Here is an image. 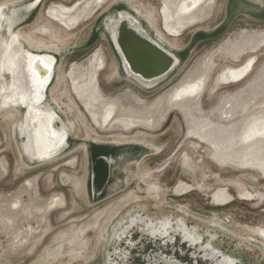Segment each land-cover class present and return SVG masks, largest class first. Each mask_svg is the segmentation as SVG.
I'll return each instance as SVG.
<instances>
[{
	"label": "rangeland",
	"instance_id": "obj_1",
	"mask_svg": "<svg viewBox=\"0 0 264 264\" xmlns=\"http://www.w3.org/2000/svg\"><path fill=\"white\" fill-rule=\"evenodd\" d=\"M31 1L0 0V6L16 2L9 5L7 13L11 14ZM104 1L86 7L88 0H44L40 14L36 12L38 19L35 14L16 32L31 37L39 47L66 52L52 94L73 128L71 150L88 146L95 139L102 143L143 141L159 150L127 165L121 176L119 155L126 147L114 148L117 163L105 186L109 194L93 202L84 181L90 168L83 146L60 161L29 165L22 161V140L17 131L22 113L16 118L0 109V264H108V256L117 251L112 239L115 231L140 215L147 222L186 220L191 228L202 229L206 244L210 242L219 250L231 247L226 254L240 261L244 258L241 248L248 253L262 250L250 237L256 229H264V167L257 160L252 166L236 161L232 154L245 150L243 133L246 136L264 122L260 107L264 104V41H248L264 34L261 0H240L252 7V14L237 13L229 21L232 0H216L206 16L192 26L184 24L187 14L181 19L177 14L173 21L180 20L168 36L163 27L168 13L174 11L171 0ZM51 8L70 20L64 24L52 20ZM117 8L138 12L141 20L163 33L174 49H181L173 52L182 57V64L153 91H145L134 81H120L115 75L118 59L97 26L101 16ZM95 56L103 58L104 66ZM247 61L253 66L244 82L219 85L222 72ZM204 80L206 90L194 103L193 89ZM236 94L240 95L233 101V122L224 126L237 131L222 137L216 134L224 124L219 116L228 110L230 104L225 101ZM188 105H192L190 113L184 110ZM94 111L102 117L96 119L100 126L94 124ZM129 111L151 117L153 131L136 126L120 131L126 127L115 120L128 117ZM193 119L205 124H188ZM72 160L77 161L74 169L67 166ZM63 174L71 181L63 182ZM121 178L126 180L125 188L113 191ZM180 180L194 190L176 197L173 188ZM218 186H229L233 204L219 209L212 206L208 197ZM150 191L159 195L158 202H152ZM238 194L256 202L240 200ZM216 235L218 244L213 243ZM147 239L138 236V242ZM119 252L121 255L124 248ZM120 255H114L118 262Z\"/></svg>",
	"mask_w": 264,
	"mask_h": 264
},
{
	"label": "bare ground",
	"instance_id": "obj_2",
	"mask_svg": "<svg viewBox=\"0 0 264 264\" xmlns=\"http://www.w3.org/2000/svg\"><path fill=\"white\" fill-rule=\"evenodd\" d=\"M215 1L216 0H205L203 3H201V0H171L172 4L174 6V11H173V14L168 13L166 21L164 20V27H163L164 32L168 36V33L172 29V26H177V23L179 22V20L182 17L185 16V14H187V16L184 18V24L192 26V25L198 23L200 20H202L206 16V13L211 8H213ZM96 2L97 3H104L105 1L104 0H88L86 7H90L93 3H96ZM165 2L166 1L164 0V3ZM13 3H16V2H13ZM13 3H8V4H4V5L0 6V35L2 36V40L4 41V46L7 49L12 48V46L14 45V42L17 39L16 38L17 36H15L14 32L20 26H23V24H26L28 22V20L31 18L30 17L28 20L23 22L22 19L25 16V14L28 13L30 16L33 17L36 14V12H39V10L42 6V3H41L40 6H38L37 8H34L36 3L32 4V1H31V3L29 5H24L18 9L15 8L12 10L11 14H8L7 11L10 12L9 5L11 6ZM132 13L135 14L140 20L142 19V17L139 15L138 12H135L132 10ZM37 14L35 15L34 18H36ZM177 14L179 15L180 19L179 20L175 19V21H173V18L175 16H177ZM121 15H125V14H121ZM49 17L52 20H55V21H57L59 23H63V24L67 23V21L70 20L69 18L64 17V15H61L58 12L57 8H51L49 10ZM141 22L144 25V27H145L146 31L148 32V34L150 35V37H152V39H154L156 42L160 43L164 48H168L172 52L174 51V52L179 53L181 51V49H174L172 44L167 40V37L163 33H161L157 28L153 29L146 22H143L142 20H141ZM180 25H183V22L180 23ZM13 26H16V27H15V29H13L11 31V28H13ZM7 31H9V34H7ZM195 33H196V31L193 32L192 35ZM89 34H91V32ZM92 38H93V36H92ZM256 39H259L261 42L264 41V34L251 36L248 41L256 40ZM256 46H253V47H256ZM13 52H14V54L13 53L10 54V52H8V51H6L5 53L8 55H11V58H14V56H12V55H16L18 57L17 62L14 64V66H12V70L14 69L13 70L14 79L18 80L16 82L19 84L21 92L17 93L15 95V98L11 97V101L6 103V105L16 107L20 111V114L22 113V107L23 106L27 107L28 112L25 115L24 126L21 125L17 129L18 136L21 139L22 136L27 135V140H28L27 146H26L27 152L29 150V151H31V154H32L34 149L42 148L43 150L45 149V153H46L48 150L47 148H50L54 144V141L58 140L57 142L60 143V141L58 139V135L60 132H61L60 133L61 139L63 140V138L65 137V130L68 131V134H70L72 132L73 128L70 125V123L68 122V120H66L64 114H61L58 111V109L56 107H54V105L50 104L47 100H46V102L43 103V105L39 104L40 102L33 103L31 101L32 100V93L29 91L32 89L35 90L36 88H33L31 85H29L32 80H27V79L34 78L33 75L30 74L28 71L29 58L32 57L33 55L29 54L26 50H24L22 48H19V49L15 48V50ZM36 55H46L45 59L47 62L43 63V65L46 67L49 64L51 65V62H49V60L51 61V59H52V58L48 57L47 55H50V56L52 55V56L56 57V59H57L56 55L50 54V53H41V54H36ZM95 57L100 62V65L104 66L103 58L101 56H95ZM57 62H58V60H56L55 68H56ZM62 62L60 64V67L62 65ZM118 62H119V60H118ZM11 64L13 65V60L10 63H8L7 68H10ZM117 65L118 66L115 70V75L118 78L120 76H122V77L125 76L121 70L120 64H117ZM252 66H253V62L247 61V62L243 63L240 67L228 69V70L222 72L219 76V85L220 86H228V85H234V84H238V83L242 82L251 73ZM35 67L36 66H34V68ZM60 67L58 69L57 81L60 79L59 78ZM55 68L53 70V74L55 73ZM45 76H46V74L42 75V78H44ZM50 77H51V74L49 76H47L46 77L47 79H45V80L48 81L50 79ZM52 80H53V76H52ZM128 81L134 84L133 80L128 79ZM139 84H141V85L144 84L142 86H144L145 88L144 87H142V88L145 91L149 92V91H153V90L157 89V87L161 86L163 83L160 85H157L156 87H153V88H149L150 83H143V82L141 83L140 82ZM206 84L207 83L204 80L203 84L198 83L197 86L193 89L195 96L191 97L192 102H194V103L196 101L198 102L202 98L204 90H206L205 89ZM75 89L77 91L79 90L77 87H75ZM23 90H26L28 92H24ZM239 95L240 94H236L234 96H231L230 98H228L227 101H225L226 105H228V104H230V105L228 106V110L225 112H222L219 116L221 119H224L223 120L224 124H221V126H220L221 128L222 127L223 128L222 129L217 128V130H216V134H220L222 137L224 135H226V136L234 135L235 132L237 131L236 129L233 130V126L226 127L224 125L233 122V121H231V118H232V115L236 112V108H235L233 101L236 100V98ZM260 107H261V109L264 110V104L261 105ZM184 110L186 112L190 113V111L192 110V105L184 106ZM91 111H93V110H91ZM11 113L17 118V114H15L13 112H11ZM94 115H95V119H94L95 126H100V123L97 122L96 119H100V118L102 119L101 115H99V113H97L95 111H94ZM227 116H229V118H227ZM57 119L58 120L61 119V122H58ZM115 122L125 126L126 131H130V129L132 127L137 126L135 123H138V122H139L138 123L139 125H143V126H145V128H148V129L154 128L153 127L154 122H153V119L151 117H142V115H140V113L135 114L133 111H129L128 117L127 116L118 117L115 120ZM193 122L195 124H199V123L205 124V122L202 120H194V119L192 121H189L188 124H191ZM144 123L146 125H144ZM52 124L54 125V127L56 126L55 128H57V126H59V125H62V126L60 129H56V131H55V129L52 127ZM190 128L191 127H189L188 129H190ZM211 134H212V136L214 134L212 130H211ZM242 137H245V142H246L245 147L246 148L243 151H240V150L233 151L232 154H233L234 158L237 159L236 161H238V160L244 161V164L248 163L252 166L253 163H251V162H254L257 160L264 167V122H263V124H260V125L255 126L254 128H251V130L248 132V134H246V136H245V132H244ZM63 146H64V144H62L61 147L58 148V150L62 149V151H60L61 152L60 155H58L52 159L50 158L51 156H47L45 159L41 160V162H36V161H32L33 159L32 160L28 159L23 154L24 157H22V160L23 161L26 160L27 164H29V165L31 164L34 166L46 164L49 161H53L55 159H58L65 152L71 150V145L68 148H66V147L63 148ZM127 146L128 145L124 146V145L116 144V143L104 144L101 142H93V143H91V145H90V143L88 144V146L86 145L87 153L89 151L91 152L89 154V156L91 154H94L92 156L94 161L91 164L92 165L91 179H89V181H90L91 185L94 187V189H99L102 185H104L106 182L109 181L108 173L110 170H112V167L116 165L117 158H116V156H113L112 159L115 162H112L109 165H107V164L101 165L100 163H102V161L103 162L105 161V158H107V155L110 153L111 150L113 151V148H115V147L116 148H122V147H127ZM106 151H108L109 153H107ZM120 158H119L118 164L121 163ZM224 190L226 191L225 193L227 194L226 195L227 198L234 196L230 193L231 189L229 188V186H221V187L215 189L208 197L210 200V203L212 204L213 207H219L220 205L212 203L211 198L213 196L217 195V193H219L221 191L224 192ZM98 198L100 199L101 197L99 196ZM185 233H186L185 236H183L185 239L191 241L192 243L196 242V238L193 237V232H191V233L185 232ZM153 234L156 235L159 233L157 232V233H153ZM216 239H217V235H216ZM216 239H214L213 243H215ZM259 239L264 240V238L263 239L259 238ZM251 243H253V242H251ZM256 244H258V245L261 244L260 246H262L263 249L262 250L260 249V251L251 249V253L253 251H256L258 253V255H260V256H258V255L255 256L252 259L251 264H261L260 262L264 260V241H262V243L258 241V243L256 242ZM239 251L243 253V256L246 260V254H250V253L246 252L244 250V248H241ZM215 253H218V252H214V253L211 252V256H215ZM222 258H225V257L222 256ZM226 260L223 259V261H226L230 264H233V262H234V260L232 258H231V260L228 258ZM244 261L241 260L240 263L242 262L243 264H249L246 261L244 263ZM165 264H171V263H165Z\"/></svg>",
	"mask_w": 264,
	"mask_h": 264
},
{
	"label": "flooded vegetation",
	"instance_id": "obj_3",
	"mask_svg": "<svg viewBox=\"0 0 264 264\" xmlns=\"http://www.w3.org/2000/svg\"><path fill=\"white\" fill-rule=\"evenodd\" d=\"M40 14V10L38 12ZM38 14L36 16V19H38ZM15 36H17L16 41L14 42V45L12 46V48H5L4 46V41L2 40V36L0 35V109L1 111H5L8 113H15L17 114V117L20 113V111L13 106H8L6 105V103L11 101V97L15 98V95L19 92H21L20 90V86L19 84L16 82L18 80L14 79V72L12 70V66H14V64L17 62L18 57L16 55H12L14 56V58H11V55L6 54L5 52L8 51L14 54V50L15 48L19 49L22 48L24 50H26L29 54L35 55V54H41V53H50V54H54L57 56V65L55 68V73L53 74V80L48 88V94H47V101L54 105V107H56L58 109V111L61 114H64L60 111L59 107L56 104V101L53 99V86L55 85V83L57 82V76H58V69L60 67L61 62L63 61V56H65V50H54L53 48L50 47H39L36 43L35 40H33L31 37H27L26 35H24L21 31L19 32H14ZM28 44V45H27ZM30 45V46H29ZM15 47V48H14ZM52 52V53H51ZM13 60V65H10V68L8 67V63H10ZM250 75V74H249ZM11 78V79H10ZM120 81H124V80H128V78H126L125 76H120L118 78ZM247 79V78H246ZM245 79V80H246ZM27 80H32L30 82L29 85L34 86L35 85V80L34 78L31 79H27ZM245 80H243L242 82H244ZM240 82V83H242ZM238 83V84H240ZM238 84H234V85H238ZM229 86V85H228ZM36 90V89H35ZM34 89L30 90L29 92H35ZM24 92H28L26 90H23ZM51 93V95H50ZM66 120L67 117L64 114ZM136 128H143L145 129V127L142 126H136ZM135 128V129H136ZM120 131H125L126 130L123 129H119ZM134 130V129H133ZM131 130V132L133 131ZM150 131V129H145ZM73 131V130H72ZM102 131H107L108 133H111L112 131L110 130H102ZM101 131V132H102ZM153 131V130H151ZM157 130H155L156 132ZM105 132V133H107ZM95 142H101L100 139H95ZM93 143V142H91ZM90 143V144H91ZM104 144H108L103 142ZM110 143H116V144H121V145H128L126 147L125 150H123V152L119 155V158L121 159V163L119 164L118 170L120 172V175H123V172L126 168L127 165L129 164H136L139 162V160L141 159V157H143L144 155H146L147 153L150 152H156L153 150H159L156 146H152V144H148V143H144L143 141H135V140H124V141H116L114 139V142H110ZM85 144L81 145L80 147L83 146V150H84V160L86 165H88V168H90V174L87 178L84 179L85 181V185H86V189L88 190V197L94 202L95 200H101L103 199L107 193V189H105L106 184L108 183L106 182L104 185H102L99 189H94V187L91 185L92 187V193L89 191V186H90V181L89 179H91V172H92V163H93V158L92 156L94 154H91L89 156V154L91 153L90 151L87 153L86 151V145L84 147ZM78 147V148H80ZM78 148H73L72 150H69L67 152H65L62 156H60L58 159H55L53 161H49L46 164H50L56 161H60L62 159L68 158L71 155H73L75 153L76 150H78ZM116 148V147H115ZM118 149V148H116ZM107 150V149H106ZM107 153H109L108 151H106ZM114 152V148L113 151L111 150L110 153L107 155V158H105V163L102 161V163H100L101 165L107 164L109 165L112 162H115L112 157L115 156ZM116 153V152H115ZM23 161V160H22ZM123 161V162H122ZM24 162V161H23ZM100 162V161H99ZM218 162V161H217ZM220 163V162H218ZM226 163V162H224ZM228 164V163H227ZM31 165V164H30ZM34 166V165H32ZM67 166H69L71 169H74L77 167V161L72 160L70 161ZM112 170L109 171L108 173V177H110V173ZM88 174V172H87ZM62 181H71V178L67 175V174H63L62 175ZM118 183L119 185L115 186L113 191L115 190H121L125 188L126 185V180L121 178L118 179ZM220 186L216 187L215 189L219 188ZM194 188L185 183L184 181H179L178 184H176L173 188V194L176 197H180V196H185L188 193H190L191 191H193ZM152 195V202L156 203L158 202L159 199V195L155 192V191H150ZM226 191L224 190V192H219L217 193V195L213 196L211 198V202L217 205H220L219 207H214V208H223L224 206H228L231 205L235 202L234 196L227 198L226 197ZM101 197L100 199L98 197ZM238 198L240 200H249V201H255L254 199H242V195L238 194ZM230 200V201H229ZM150 205V203H149ZM142 217V216H141ZM134 220H137V218H133ZM140 222L142 223V225L145 226L146 230L148 232L153 233H159L160 237L158 238L157 236L154 238H150L147 237L148 242L145 241H139L138 242V236L137 235H133L132 238L130 239V246H132L130 249L125 246L124 241H122L123 239H121L119 242H121L120 244H118L117 241H115V243H117L116 245V253L115 255L118 256L120 255V249L124 248V252L120 255L121 260L118 262L116 259L118 257H115L114 255H109L108 256V264H165V263H171V264H230L228 262H226L227 258L231 260V258L234 260L233 264H243L242 262L240 263V260H238L235 257L229 256L226 254V251L228 252L231 247L226 248V250H224L225 248H222L223 250H219L217 248H215L213 245H211L210 242H208L206 248H205V242L206 239H204V237L201 235L200 230L198 231V229H194L191 228V226H189L187 224L186 220L180 219L179 223L176 225L175 228H172V222L171 219L168 218H163V219H159L157 222L159 224H154L150 219L149 222H145V220H143V218L140 219ZM214 224H216V222H214ZM218 226V225H217ZM215 228H221V227H216ZM173 230V231H172ZM177 231V233L175 231ZM202 231V229H201ZM185 232L187 233H191L193 232V237L196 238V242L192 243L191 241L185 240V238L183 236H185ZM225 232V230H224ZM253 235H251L252 237H250L251 242H261L264 240H261L259 238H264V229H256L255 232L252 233ZM154 235V234H153ZM122 236H126V232H124L123 234H117L118 238H122ZM203 238V239H202ZM202 239V240H201ZM104 240V238H103ZM224 240V239H223ZM218 237L215 241V244H218ZM223 243V241H221ZM128 251L129 254L126 252ZM211 252H218L215 253V256H211ZM258 253L256 251H253L250 254H246V260L245 258H242V261H246L249 264H251L252 259L257 256ZM225 257V258H222ZM260 256V255H258ZM223 259H225L226 261H223ZM244 261V263H245ZM261 264H264V260L260 262Z\"/></svg>",
	"mask_w": 264,
	"mask_h": 264
},
{
	"label": "water",
	"instance_id": "obj_4",
	"mask_svg": "<svg viewBox=\"0 0 264 264\" xmlns=\"http://www.w3.org/2000/svg\"><path fill=\"white\" fill-rule=\"evenodd\" d=\"M44 0H32V4L36 3L34 8H37L41 5ZM29 2L26 5H29ZM231 3L233 4L230 8V12L228 15V21L237 13H250L252 14L253 9L252 7L240 0H232ZM264 8V0H261L260 9ZM125 14V15H121ZM30 16L28 13L25 14L22 21L25 22L28 20ZM31 19V18H30ZM29 19V20H30ZM28 20V21H29ZM18 26V25H17ZM16 26L11 28V31L15 29ZM97 28L101 29L102 32L107 37L108 41L110 42L116 57L119 60V64L123 74L128 77L129 79L136 82L141 87H144L139 84L142 83H150L149 88L156 87L164 83L165 81L170 78L177 68L182 64V57L178 56L176 53L170 51L168 48H164L160 43L156 42L148 32L146 31L142 22L131 12L124 10V9H114L110 13L105 14L100 17L98 21ZM10 31V32H11ZM9 34V31H7ZM46 55H33L29 58V65L28 71L30 74L33 75L35 80V85L32 86L36 88L35 92H32V102L42 104L47 100L48 88L52 82L53 70L56 64V57L47 55L48 57L52 58L51 65L49 64L47 67L43 65V63L47 62L45 59ZM34 66H36L34 68ZM46 74L44 78L42 75ZM51 74L50 79L47 81L46 77ZM11 79V78H10ZM45 80V81H44ZM139 82V83H138ZM145 88V87H144ZM28 112L27 107H22V120L20 122V126H24L25 115ZM58 122H61V119H57ZM62 125L52 127L55 129H60ZM59 133V132H58ZM61 133V132H60ZM60 133L58 135V139L60 143L54 141V144L47 148V152L45 153V149L36 148L31 154V151L26 150L27 146V135L22 136V152L24 156L28 159L36 162H41V160L45 159L47 156H51L50 158H54L60 155V151L58 150L62 144H64L63 148H68L71 145V134H68V131L65 130V137L63 140L61 139ZM24 150V151H23ZM108 183V182H107ZM89 191L92 193L91 184L89 186ZM141 215L138 217L137 220L133 218L129 219L125 222L124 226L121 229L116 230L112 239L120 244L124 241L123 244L128 248L130 246V239L133 235L144 236V237H160V234L153 235L151 232H148L144 225L140 222ZM144 220V219H143ZM147 222V221H145ZM149 222V220H148ZM147 222V223H148ZM172 228H175L179 221L174 222L171 220ZM154 224H159L158 222H153ZM173 231V230H172ZM175 231V230H174ZM126 232V236H122V238H118L117 234H123ZM177 233V231H175ZM123 239L121 242H119ZM203 239V238H202ZM201 239V240H202ZM187 240V239H185ZM189 241V240H188ZM207 242H205V245ZM117 244V245H118ZM116 245V246H117ZM128 254L129 252L126 251ZM113 255H115L113 253Z\"/></svg>",
	"mask_w": 264,
	"mask_h": 264
}]
</instances>
